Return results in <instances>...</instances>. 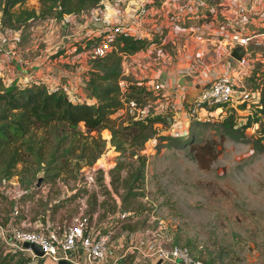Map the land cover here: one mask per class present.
Wrapping results in <instances>:
<instances>
[{
    "label": "rangeland",
    "instance_id": "1",
    "mask_svg": "<svg viewBox=\"0 0 264 264\" xmlns=\"http://www.w3.org/2000/svg\"><path fill=\"white\" fill-rule=\"evenodd\" d=\"M21 6L37 11L39 2L25 0ZM263 13L253 16L256 25L254 22L246 25H251L254 31L261 29ZM83 21L81 15L63 24L61 20L46 17L30 20L24 29L5 28L3 39L10 42L22 61L9 63V69L1 66L2 86L14 83L19 70H27L49 58L52 63L49 65L56 67L53 72L45 73V65L39 63L42 69L32 74H39L50 84L62 75L58 73L60 70L72 71L71 66L74 72L83 66L90 47L69 55L76 44H83V38H90ZM249 48L264 60V39L260 35L249 41ZM56 53L60 54L52 57ZM58 58L69 62L61 64ZM254 66L264 70L263 62L256 61ZM67 77H73V73ZM234 105L235 108L223 104L210 112L200 110L184 116L167 111L168 117L177 123L154 125V135L138 150L144 160L142 179L138 187L132 188L135 193L126 197L122 179L137 167L138 157L129 155L127 150L115 151L111 145L102 146L94 158L87 147L80 156L82 142L90 143L88 137H77L74 143L77 149L57 157L58 161L64 160L63 167H56V160L51 159L61 152L62 146L55 147L52 136L45 137L41 161L38 163L37 156L30 153L25 155L23 162L16 163L10 179L23 188L34 179L36 197L27 213L31 221L66 220L78 209L80 195L85 194L84 215L92 228L120 209L126 213L116 219V233L144 229L156 238L186 244L203 261L211 258L210 264H264V148L256 142L262 135L259 126L264 116L251 121L243 134L234 132L236 137H233L224 131V117L232 114L234 126H238L255 114L251 103L244 104L243 108ZM126 110L112 117L126 120ZM76 128L84 133L82 123ZM36 132V136L44 134L42 129ZM64 141L65 146L69 140ZM118 161L122 163L120 169L111 170ZM86 166L95 171L94 182L87 189L76 180L78 172ZM11 206L12 201L0 194V222L7 219ZM110 225L111 222L109 228ZM0 262L22 264L23 258L0 249Z\"/></svg>",
    "mask_w": 264,
    "mask_h": 264
},
{
    "label": "built area",
    "instance_id": "2",
    "mask_svg": "<svg viewBox=\"0 0 264 264\" xmlns=\"http://www.w3.org/2000/svg\"><path fill=\"white\" fill-rule=\"evenodd\" d=\"M228 9L236 11L235 17L225 14ZM263 10L264 0H102L99 5L79 15L83 16V25L89 31H85L86 35L100 36L98 42L87 50V58L100 56L110 50V40L115 32L123 31L154 39L145 48L123 58L121 75L117 81L121 93L126 90V84L130 80L125 77L128 73L127 66L133 64L134 68L140 69L145 62V55L159 57L163 45H168L169 51L173 48L176 52V49L182 51L189 42L197 41L202 49L194 52L195 59L192 61L196 65H205L207 62H202L204 49L206 46L212 47L211 31L207 25L218 24L222 33L218 38L225 45L228 56L231 57L230 49L233 45H245V52L239 59L231 57V64L207 63L204 85L187 104L184 112V115H194L200 110L210 112L209 107L212 106L217 109L222 104H229L235 108L234 104L239 102L256 100L258 90L249 87L245 78L256 61L264 63L262 56L249 48V41L254 36L260 35L264 39V25L254 31L246 23L254 22L253 25H256L253 16L262 14ZM79 15L65 14L61 24ZM93 20H101L104 25L93 30L88 26ZM6 32L0 24V69L11 62L19 64L22 61L10 42L3 39ZM169 33H173L171 39H165ZM140 51L143 53H138ZM27 65L25 69L28 68ZM32 72L26 75L36 77L32 76ZM81 81L82 79L79 82ZM61 87L70 96H74L72 84L66 83ZM149 89L153 92V99L145 100L140 105L133 98H128L124 101L125 109L136 110L137 115L145 114L150 108V114L166 115L167 111H173L178 116L173 102L176 85H169L162 78L152 82ZM170 119L169 124L177 123L172 117ZM94 173L89 166L81 168L76 177L77 183L87 189L94 182ZM10 178L0 180V194L12 201L7 219L0 222V249L22 257V264H43L45 258L54 263L64 260L67 264H121L129 254L134 264H205L201 258L193 256L187 246L156 238L144 229L114 232L116 219L125 215L124 210L116 209L97 227H90L83 210L85 194L80 195L78 209L68 219L31 221L27 213L36 197L35 186L31 184V187L23 188ZM18 216L21 217L19 220ZM110 222L112 225L109 228ZM25 241L36 244L42 253L37 255L29 246L25 247Z\"/></svg>",
    "mask_w": 264,
    "mask_h": 264
},
{
    "label": "trees",
    "instance_id": "3",
    "mask_svg": "<svg viewBox=\"0 0 264 264\" xmlns=\"http://www.w3.org/2000/svg\"><path fill=\"white\" fill-rule=\"evenodd\" d=\"M24 1L0 0L2 27L24 29L29 21L35 18L52 17L60 21L65 14L79 15L99 5L102 0H37L39 2L37 11L34 8L21 6ZM15 5L19 7L14 9ZM99 39L98 34L83 38V44H76L69 55L80 53ZM152 41L154 39L134 36L123 31L115 32L110 40V50L100 56L86 58L84 69L82 73L80 72L83 96L75 93L74 96H70L61 86L50 87L37 77L30 78L26 74L25 80L15 81L3 87L0 74V180L10 178L14 174L16 163L23 162L25 155L29 153L37 156L36 161L39 163L45 137L52 136L55 147L62 146L61 152L51 158L56 160V167H63L64 164V160L58 161L57 157L71 154L77 149L78 146L74 144L78 140L77 137H88L90 143L82 142L79 148L80 156H83V151L87 147L88 150L90 149L91 157L94 158L101 152L102 146L111 145L115 151L127 150L129 155L138 157L137 167L129 171L125 179H122L123 186L126 188L124 197L134 194L135 191H132V188L139 186L144 164L138 150L145 140L154 135L156 123L168 122L166 117L169 114L154 115L147 111L145 114L137 115L136 110H126L128 114L125 117L126 120H116V117L112 115L125 108L124 101L128 98H133L140 105L145 100L153 99L151 90L138 79L128 80L126 90L122 93L117 84L121 75L123 58L145 48ZM59 54H53L52 57ZM245 81H249L247 84L249 87L258 90L256 100L249 102L255 107V114L251 120L248 117L238 126H234L232 114L229 113L224 117V131L233 137H236L234 132L243 134L244 128L249 126L251 121H257L264 116L263 67L253 66ZM244 104L246 102H239L236 105L238 108H243ZM213 109V106L209 107L210 111ZM79 122L84 127V133L76 128ZM37 129H42L44 134L36 136ZM259 129L262 135L256 142L259 143L260 148H264V143L261 142L264 139V122H260ZM64 140H69L65 146ZM121 166L122 163L118 161L110 169L119 170ZM56 174L57 172L54 173ZM23 180L30 182L28 178ZM32 180L26 185L34 183V179ZM131 260L129 254L121 264H134ZM210 261L211 258L203 262L210 264Z\"/></svg>",
    "mask_w": 264,
    "mask_h": 264
},
{
    "label": "crops",
    "instance_id": "4",
    "mask_svg": "<svg viewBox=\"0 0 264 264\" xmlns=\"http://www.w3.org/2000/svg\"><path fill=\"white\" fill-rule=\"evenodd\" d=\"M225 14L230 17H235L236 11L228 9ZM207 28L211 31L212 37L210 38V41L212 42V47H205L204 51L205 53L207 52V54L203 53L202 62H227L231 64L233 62V58L226 54L227 52L225 51V45L222 44L223 42L221 41V39L218 38L222 35V33L220 32V27H218V24L216 23L215 26L214 24L207 25ZM172 35L173 33H169L168 35H166L165 39H171ZM195 43L198 47L194 46ZM162 48L163 49L159 54V57L152 58L149 55H145V62H143V65L140 69L134 68L133 64L132 66L128 65V73L125 74V77L128 79H138L139 81L143 82L145 87L148 89L150 88L152 82H156L158 81V79L162 78L166 79V82L169 85H176V90L173 96V102L176 108L175 112L176 114L183 116L187 104L192 100L198 90L204 85V79L207 76L206 67L208 65L207 63L203 66L196 65L192 61L193 59H195L194 52H199L202 49V47L198 44L197 41L189 42L188 45L182 49V51H180V49H176V52H174L173 48L172 51H169L168 45H163ZM138 53L143 52L140 51ZM50 60L51 59L49 58L45 62H39L45 65V73H51L55 70L54 68H56L49 65L52 64L50 63ZM58 60L59 62H61V64L64 65H67L65 63L69 62L68 59L60 60L58 58ZM39 63L35 64L33 67L28 68L27 70H19L17 73L18 75L16 76V80H14L13 82H18L23 79L25 80L26 78L24 76L28 72L33 71V73H37L38 70L42 69V67L38 66ZM70 68L73 71V67L70 66ZM80 68L81 69H77L74 72L67 69H62L59 71V69L57 68V71H59L58 73L62 75L57 78V82L54 84H50L45 80H42L39 74H35L32 76H36L41 81L46 82L50 87L61 86L66 83L72 84V90L75 92V94H80L81 96H83L81 87L82 81L79 82L81 80L82 66H80ZM7 69H9V66L7 67ZM71 73H73V77H67V74ZM70 80L72 81L70 82Z\"/></svg>",
    "mask_w": 264,
    "mask_h": 264
},
{
    "label": "water",
    "instance_id": "5",
    "mask_svg": "<svg viewBox=\"0 0 264 264\" xmlns=\"http://www.w3.org/2000/svg\"><path fill=\"white\" fill-rule=\"evenodd\" d=\"M103 25H104V23L101 20H93V21L89 22V24H88V26L93 30L97 29V28H101ZM245 50H246L245 45L235 44L230 49V55H231V57H233L235 59H239L241 57V55L245 52ZM166 119L168 122L171 121L170 117H166ZM39 179L40 178L37 179V182L39 181ZM23 245L25 247L29 246L32 249V251L37 255H40L42 253L41 249L34 243H29V242L25 241V242H23ZM43 264H67V262L64 260H60L57 263H54L53 261L49 260L48 258H45L43 261Z\"/></svg>",
    "mask_w": 264,
    "mask_h": 264
}]
</instances>
